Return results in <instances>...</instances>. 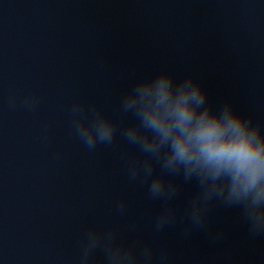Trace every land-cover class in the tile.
I'll list each match as a JSON object with an SVG mask.
<instances>
[{
	"label": "clouds",
	"instance_id": "clouds-1",
	"mask_svg": "<svg viewBox=\"0 0 264 264\" xmlns=\"http://www.w3.org/2000/svg\"><path fill=\"white\" fill-rule=\"evenodd\" d=\"M15 103L16 97H10L9 104ZM22 103L34 108L39 101L29 95ZM119 110L131 117L128 123L118 124L99 109L74 103L72 129L89 151L113 145L117 135L138 150L139 158L127 164V175L130 182L147 185L149 199L163 202L155 232L175 220L171 203L180 186L168 177H181L184 183L195 180L199 189L186 208L185 236L206 227L214 201L239 208L249 234L264 236V124L230 101L213 105L198 79L178 78L168 70L137 79L121 95ZM127 208L123 199L116 205L120 215ZM98 248L104 252L102 264H169L166 251L154 256L147 243H125L115 229L94 227L85 234L79 264H96Z\"/></svg>",
	"mask_w": 264,
	"mask_h": 264
}]
</instances>
